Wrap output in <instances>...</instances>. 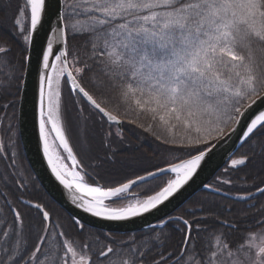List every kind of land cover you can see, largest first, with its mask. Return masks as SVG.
<instances>
[{"label":"snow or ice","instance_id":"1","mask_svg":"<svg viewBox=\"0 0 264 264\" xmlns=\"http://www.w3.org/2000/svg\"><path fill=\"white\" fill-rule=\"evenodd\" d=\"M11 8V0H0V14ZM50 11L48 0L16 5L12 29L0 32V93L18 94L24 86L32 59L27 46ZM55 15L58 24L46 37L39 61V138L56 179L90 197L74 196L78 207L108 221H126L158 209L193 178L216 147L210 142L230 138L245 119L240 138L249 151L232 158L231 167L239 171L252 165L264 173V110L253 113L254 106L264 105V0H63ZM70 41L77 43L70 47ZM21 42L25 52L17 62L13 45ZM67 84L72 93L86 98L101 124L119 126L115 135L121 141L122 126L128 123L186 155H175L176 162L167 168L157 167L115 186L85 184L84 176L70 172L53 148L58 141L56 147L77 163L62 119ZM8 131L15 135L11 124ZM112 135L106 134L104 147L111 153L106 161L114 162ZM164 174L174 178L163 181L153 195H136L124 206H112L127 199L138 182ZM218 180L220 185L233 184L231 178ZM204 187L222 192L220 186ZM256 192L264 195V187L256 185ZM109 200L111 204L105 203ZM254 201L248 191L199 218L168 217L160 221L152 242L137 247L131 237L122 248L118 244L123 242L111 233L103 239L85 233L79 219L74 221V236L56 232L61 225L49 228L50 213L43 205H34L39 219H27L17 207H8V200V212L0 208V264H264V203ZM241 203L243 207H236Z\"/></svg>","mask_w":264,"mask_h":264},{"label":"trees","instance_id":"2","mask_svg":"<svg viewBox=\"0 0 264 264\" xmlns=\"http://www.w3.org/2000/svg\"><path fill=\"white\" fill-rule=\"evenodd\" d=\"M23 2L24 0H11L12 8L9 10V13L0 14V26L6 29H0V32H8L12 29V16L16 5ZM25 27H27V21ZM75 43L77 42L70 41L69 46L71 47ZM24 52L25 45L22 42L13 45L12 54L17 62L20 61L21 55ZM85 86L91 87L87 81H85ZM21 90L18 94L15 92L13 94L0 93V145L4 146L5 150L9 153L7 158H0V168L2 169L1 176L8 174L10 177L9 184L5 188L6 190L9 189L10 192L11 207L17 205L16 202L19 198H24L36 204L39 203L50 211L53 217V227L57 223L61 225V228L54 229L57 230L56 232L64 230L66 234L74 236L78 231V228L74 225L75 220L44 192L25 158L18 127ZM62 97L64 106L62 119L67 125L66 134L69 137V143L77 156L81 158L83 162H81L82 166L92 171V173L88 174V180L94 186L97 182L106 187L109 185L115 186L116 182H126L127 179H134L137 176L136 171H142L147 168L148 171H155L157 167L165 168L169 162H176L173 160L175 155H186L185 153L170 150L160 141H157L151 134L128 123L123 124V140L121 141L115 135L116 127L112 126L109 128L107 122L101 124L99 115L80 96L71 92L69 84L63 87ZM77 100H79V103H77ZM5 105H8V107L5 108ZM81 109L83 110L82 112ZM10 124L15 132L14 136L8 131ZM109 131L113 133L109 138L111 147L116 149L114 162L106 161V154H111L110 150L104 147V138ZM216 142L211 141L210 143L215 144ZM247 151H249V146L248 144H244L235 157ZM101 161L106 162L101 163ZM226 169L227 172L225 171ZM169 178L171 177L165 176L154 180L138 187L135 192L139 193L141 198H146V196L153 195L155 191H158L163 181ZM218 178H231L233 184L220 185ZM245 178H247V183L244 182ZM262 180H264V173H260L252 165L248 167L240 166V170L237 171L229 164L214 178L210 185L220 186L222 193L227 192L234 197L237 194L246 195L248 191H251L255 196L254 202L259 205L264 203V195L257 194L256 185L264 187V183L261 182ZM20 184L26 185V187L21 188ZM123 202L114 203L113 205H119ZM230 202L231 199L225 196L210 191H203L180 209L174 217L184 216L187 219H192V216L195 215L199 218L205 215L207 209L213 208L215 210L217 206L226 205ZM0 205L3 206V198L1 197ZM243 206V203H241L236 207ZM169 230V228L164 229L165 232ZM84 231L85 233L90 231L97 234L101 239L107 234L86 226ZM158 231H160V228L137 234L114 236L117 237L118 242H123L118 244L119 247H127L131 237H135L136 246L140 247L145 243L152 242ZM175 235L176 239L179 240V234L176 233ZM140 250H143V248L141 247Z\"/></svg>","mask_w":264,"mask_h":264},{"label":"water","instance_id":"3","mask_svg":"<svg viewBox=\"0 0 264 264\" xmlns=\"http://www.w3.org/2000/svg\"><path fill=\"white\" fill-rule=\"evenodd\" d=\"M48 3L51 11L49 15L45 17L43 27L35 34L33 44L29 45L28 54L31 55L32 59L24 77L25 84L22 88L19 105V135L23 151L29 167L46 194L74 220L79 219L89 228L118 235L137 234L158 228L161 220H167L168 217L176 214L197 194L203 191H210L224 196L223 193L214 192L210 188H205L204 186L209 185L242 148V140L240 137L248 122L247 119L241 122V125L237 128L235 133L231 134L230 138L226 137L224 140L215 143L216 147L212 148L211 151L206 154L205 160L201 162V167L197 170L193 178L184 185L178 193L170 198V202L166 201L165 204L159 206L158 209L151 210L148 213H143L138 217H133L126 221H108L100 217H94L91 213L85 212L82 207H78L80 201L77 200L74 202V196H83L85 199H90V197L87 193L66 189L64 185L56 179L55 174L48 164L47 157L44 156L43 142L39 138L37 101L38 69L41 67L39 64L40 54L42 49L46 46V37L53 35L51 29L56 28L58 24L55 12L60 4L63 3V0H48ZM80 97L92 108L86 98H83L82 95ZM261 110H264V105L254 106L253 113ZM112 126L117 125L113 124ZM56 143L58 144V141ZM60 149L63 150L62 147H60ZM65 153L67 154V152ZM71 161L73 164L71 167L66 163L63 164H65L70 171H76L81 174L82 171L78 159L76 164L73 163L72 158ZM171 175L174 174H164L161 175L160 178ZM68 179L70 180V177H68ZM154 180L157 179H152L148 183ZM145 184L147 183L138 182V186H132L130 192ZM130 192L127 195H129ZM225 197L231 200L234 198L230 195ZM24 203L35 209L34 203H29L28 201H24ZM105 203L111 204V201H105Z\"/></svg>","mask_w":264,"mask_h":264},{"label":"flooded vegetation","instance_id":"4","mask_svg":"<svg viewBox=\"0 0 264 264\" xmlns=\"http://www.w3.org/2000/svg\"><path fill=\"white\" fill-rule=\"evenodd\" d=\"M5 2H6V0H5ZM8 13H9V11H8ZM21 19H22V23L25 24L26 19L23 17ZM0 29L6 30L5 27H1V26H0ZM122 129H123V126H122ZM8 154L9 153L5 150L4 146H2V150H0V158L1 157L7 158ZM1 173H2V169L0 168V197L3 198V206L0 205V208H4V211L8 212V207H11V206L6 207L5 205H6V201L10 200V192H9V189L6 190L5 186H7L9 184L10 177L8 174L1 176ZM5 177H6V179H5ZM20 187L24 188V187H26V185L20 184ZM137 194H139V193H137ZM24 201H26L24 198H19V200L16 202L17 205L14 207H17L22 213H25L27 219H31V218L39 219L38 211L36 209H33L32 207L26 205L24 203ZM45 209L50 213V211L47 208H45ZM2 215H3V213H0V216H2ZM50 217H51V219H50V222H48V223H49V228L52 229L53 228V217H52L51 213H50ZM8 218L12 219L11 213H8ZM55 231H57V230H55Z\"/></svg>","mask_w":264,"mask_h":264},{"label":"rangeland","instance_id":"5","mask_svg":"<svg viewBox=\"0 0 264 264\" xmlns=\"http://www.w3.org/2000/svg\"><path fill=\"white\" fill-rule=\"evenodd\" d=\"M49 141L52 143V137L51 136L49 137ZM56 144L57 143L53 144L54 150L57 151L60 154V157H61L62 162L63 163H66L68 166L71 167L73 165L72 164V161H71V158L68 157V155L63 150H61L60 148H57L56 147ZM76 158L79 161L80 167L83 170H85V172L83 171L84 173H92V171L89 168H86V167L81 166L82 160H81V158L79 156H77ZM84 166H85V164H84ZM146 171H148V168L145 169V170H142V171L139 170V171H136V172H137V175H145L146 174ZM81 175H82V173H81Z\"/></svg>","mask_w":264,"mask_h":264},{"label":"bare ground","instance_id":"6","mask_svg":"<svg viewBox=\"0 0 264 264\" xmlns=\"http://www.w3.org/2000/svg\"><path fill=\"white\" fill-rule=\"evenodd\" d=\"M50 142V141H49ZM51 143V142H50ZM65 165V164H64ZM65 167L67 168V166L65 165ZM68 169V168H67ZM69 170V169H68ZM70 171V170H69ZM71 172V171H70ZM70 177V176H69ZM70 179H71V177H70Z\"/></svg>","mask_w":264,"mask_h":264}]
</instances>
